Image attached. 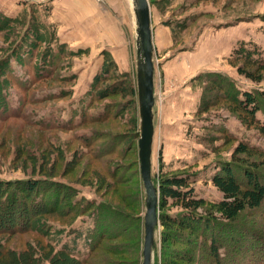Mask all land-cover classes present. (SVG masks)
<instances>
[{
  "label": "rangeland",
  "instance_id": "374dc122",
  "mask_svg": "<svg viewBox=\"0 0 264 264\" xmlns=\"http://www.w3.org/2000/svg\"><path fill=\"white\" fill-rule=\"evenodd\" d=\"M148 1L154 43L153 182L159 188L163 176H189L196 195L220 200L223 194L211 176L218 164L232 159L236 142L227 133L261 146L264 138L240 121L227 99L217 98L207 79H231L234 93L264 94V71L261 81L251 80L238 73L231 58L244 46V52L251 49L264 59V0ZM11 17L14 22L3 20ZM136 27L129 0H0V264H71L62 259L59 244L76 229L85 237L89 217L97 215L92 209L76 215L71 208L76 197L77 209L115 204L124 213L104 210L107 220L123 225L124 236L101 241L90 263L142 264L146 192L138 156ZM109 85L127 89L99 97ZM207 100H214L208 108ZM258 101L256 115L264 120V96ZM255 159L264 176L262 160ZM26 180L48 185L46 195H75L62 199L56 213L25 214L23 201L8 205L4 199L17 197L18 188L20 198H37L41 191L28 192ZM50 200H44L46 207ZM172 202L169 213L176 215L180 207ZM239 223L226 235H239L243 254L230 250L234 241L228 238L224 262L264 264V203L243 212ZM162 229L161 223L155 228L152 264H169L171 251L186 249L182 243L163 249ZM83 245L81 238L76 259L90 250ZM196 254V264L207 261L202 248Z\"/></svg>",
  "mask_w": 264,
  "mask_h": 264
},
{
  "label": "trees",
  "instance_id": "16d2710c",
  "mask_svg": "<svg viewBox=\"0 0 264 264\" xmlns=\"http://www.w3.org/2000/svg\"><path fill=\"white\" fill-rule=\"evenodd\" d=\"M3 20L12 21L13 18L11 17L7 20ZM14 21L15 20H13V22ZM1 23L3 24L4 22L1 21ZM244 50V46L243 48L242 46L235 48L234 54L231 57L233 64L238 65L237 70L240 75L257 82L261 81L263 79L264 59L255 58V53H253L251 49L247 48L246 52H244ZM108 67L109 64L105 63L104 76L107 74ZM42 71H44V69ZM38 79L39 78H36L34 82ZM99 79H103L102 75L99 76ZM28 82H22L23 87H26ZM207 85H212L213 91L217 92V98L223 97V99H227L231 103V110L238 114L242 123L249 127L256 128L264 138V120L256 115L260 104L258 99L260 95L262 97L264 96L262 91L258 96L247 91L242 94L234 93L232 91L235 90V85L231 79L224 81L221 77L214 76L207 79ZM111 87L112 86L109 85L99 90V97H106L110 92L118 94L117 91L121 92L127 89V87L123 86L114 89H111ZM129 91L130 95H135V90L130 89ZM212 101L214 100L206 101V108H208ZM5 110H7V108H5L4 111ZM227 139L236 142L232 159L227 163L218 164V170H215L211 176L213 185L223 194L222 199L213 201L207 197L196 195L194 186L192 185L193 181L189 179V176L172 175L160 178L159 194L161 202L159 204V223L163 226L161 232L164 245L163 249H166V245L174 247L179 243L185 244L186 246L183 254L171 251L172 257H169V264H181V259L188 260L185 264H196L198 260V255L196 253L199 248H202V251L207 257V261H202L201 264H212V262L214 264H226L224 259L227 260L229 258L227 248L230 249L229 246H227L230 236L226 235V231L228 232L229 229L240 224L242 213L247 209L259 208L264 203V176L258 169L259 163L254 161L256 160L255 158L259 157L262 160L261 163L264 164V146L255 145L247 138L238 137V135L231 132L227 133ZM38 182V180H26L24 184V186L27 184L28 192L33 193V191H41L37 198H33L30 201L20 198L23 194H21L18 188L17 197L9 198V196H6L4 200L10 205L14 199H20V202L23 201L26 206V209L23 210L25 214L34 211L37 212L35 214H53L56 213V211H61L59 209L62 199L65 200L75 195H71L70 191L59 193L57 198L55 196L56 194H52V192L49 193L50 195H46L44 191H47L48 185H44L43 183L38 184ZM16 184L18 185L16 182L14 186H17ZM69 190L73 193H77L74 189ZM48 197L51 199L49 203H52V205L49 204L51 206L46 207L48 202L44 203V200H47ZM169 199H173L172 205L176 204L180 207L177 213L178 215L169 213ZM80 201L81 200L76 197L71 207L75 210L74 213L76 215L86 214L90 209L96 211L97 215L89 217L91 222L88 223L87 231L84 232L85 237H81L83 230L76 229L73 233L75 235L72 237H68L63 241L62 238L59 239L58 244L62 242L59 244L58 250L62 253V259L67 260L68 263L91 264L90 258L93 256V252L100 247L104 239L112 240L119 236H124L123 233H120V230L123 229V225L121 226L120 222L115 218L107 220L106 218L109 217L104 210L115 209L117 214L123 215L124 213L120 207H117L115 204L114 206H109L102 203L100 205L87 203L86 205L82 204L81 208L77 209ZM39 210L41 212H39ZM10 212L11 215L15 213L13 210ZM23 212L17 214L22 217ZM23 220L24 219H22V224H25L26 221L24 220V222ZM73 226L74 225H72L71 228H73ZM113 227L119 228V231H115ZM185 232L189 235V238L186 240L179 237L184 235ZM192 236L195 237V239L192 240L190 238ZM238 236L239 235L229 238L230 241H234L233 249L230 250H234L237 254L242 255L244 247L239 246L240 240ZM81 238L84 241V248L90 250L86 256L82 257L80 260L78 258L81 255H78L79 257L77 259L73 255H75V247H77ZM199 238H202L201 241H197ZM167 262L168 261H166V263Z\"/></svg>",
  "mask_w": 264,
  "mask_h": 264
},
{
  "label": "water",
  "instance_id": "95a60500",
  "mask_svg": "<svg viewBox=\"0 0 264 264\" xmlns=\"http://www.w3.org/2000/svg\"><path fill=\"white\" fill-rule=\"evenodd\" d=\"M137 32V82L140 112L138 156L140 173L146 192L144 214V243L142 264H152L155 228L159 224V188L152 179V151L154 141V43L151 11L148 0H135Z\"/></svg>",
  "mask_w": 264,
  "mask_h": 264
},
{
  "label": "bare ground",
  "instance_id": "6f19581e",
  "mask_svg": "<svg viewBox=\"0 0 264 264\" xmlns=\"http://www.w3.org/2000/svg\"><path fill=\"white\" fill-rule=\"evenodd\" d=\"M129 2H130V4H131V7H132V9H134L135 10V0H129Z\"/></svg>",
  "mask_w": 264,
  "mask_h": 264
}]
</instances>
